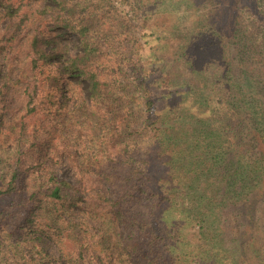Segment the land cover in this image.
I'll list each match as a JSON object with an SVG mask.
<instances>
[{"label": "trees", "instance_id": "16d2710c", "mask_svg": "<svg viewBox=\"0 0 264 264\" xmlns=\"http://www.w3.org/2000/svg\"><path fill=\"white\" fill-rule=\"evenodd\" d=\"M38 1L79 49L62 44L65 32L35 34L23 76H0V110L20 112L19 132L7 130L18 146L0 188V264H113L119 253L139 264H264V34L244 19L264 20V4L220 0L222 23L180 22L146 52L155 31L144 44L127 34L113 0ZM36 2L0 0V59ZM63 83L77 87L71 109ZM80 155L71 180L53 169Z\"/></svg>", "mask_w": 264, "mask_h": 264}, {"label": "rangeland", "instance_id": "374dc122", "mask_svg": "<svg viewBox=\"0 0 264 264\" xmlns=\"http://www.w3.org/2000/svg\"><path fill=\"white\" fill-rule=\"evenodd\" d=\"M257 2L261 6V8H263V5L261 4H264V0H257ZM46 4L48 3L45 1L43 2L37 0V2L33 3L31 7H28L26 12L28 16H25L24 20L22 21L20 32L17 33V38L10 41L8 48H6L7 50L3 53V56L0 59V76L8 72L9 68L14 79L23 76L22 66L25 65L24 55L25 53L29 52V43L31 42V39L35 34H43L44 32L53 35L57 34L58 32H65L66 36L68 35L70 37V40H67L66 37H60L62 44L67 46L71 50L73 49L76 51L79 49L77 45L78 34L76 32H70L67 28L56 26L54 22L48 19L47 14H43L42 10L44 5ZM113 4L120 10L117 12L118 17L127 16V18L131 19V24H133V26H130V31H126L127 34H135V37L139 39L142 44H144L145 40L147 39L145 34H149L150 32L155 31L153 40L145 45L146 52H148L149 50H159L161 43L155 39V36L170 31L172 27L176 26L180 22H197L200 18H203L204 21L207 20L209 23L215 24L214 22L216 20H219V23H222L225 16V13L222 15L223 4L220 0H205L202 2H197L196 0H132L131 2H125L124 0H113ZM110 11L111 10H109V14ZM254 18L257 19L255 20L256 23L254 25H251L250 27L249 25L247 26L254 31L253 34H255L256 32L257 34H264V32L262 31L264 29V20L260 19L259 16L254 12H244L245 23L250 22ZM5 24V19L1 20L0 29H3L5 27ZM144 24H146L145 28H143ZM131 39L134 38L132 37ZM124 43L128 47L133 43V41L127 38V40H124ZM163 50L165 51L167 49ZM112 56H114V59L115 57H118L116 54L114 55V52H112ZM117 63L119 64L116 66V68H119L118 70H120L122 74L121 79L125 81L126 76L124 73L127 68L125 65L126 63L124 62V60H118ZM1 80L2 79L0 78V81ZM76 89L77 87L71 84V86H69V88L66 90L64 85V91L66 90L67 93V101L65 102V107L67 109H71L75 105V102H73V97L75 96V94L71 93V91H74ZM69 91L72 95H70ZM81 91L84 95L87 94L86 82L81 86ZM56 100L59 102H64L65 98L59 95L58 97H54L52 99V102ZM58 105L59 104H52V114L56 116H58L59 111H64L63 107L58 111ZM8 106L6 111L5 107L0 110V114L4 112V128L1 129L3 131L0 132V188L5 187L6 180L2 178H6V175L9 173V169L11 166L10 161L18 146L15 137L8 135L7 130L9 131V134H11L14 125H18L16 120L19 117L20 112H14L13 109L11 107L8 108ZM81 119L83 120V118ZM19 126L20 125H18L16 129H14L16 133L20 130ZM37 127V131H40L41 125ZM81 159V155L71 157V159L61 157L56 162L52 161L54 163L53 169H55L56 173L60 177H65L71 180V178L74 176L75 162L77 161L79 163L82 161ZM2 202L3 206L6 207L7 210L12 209V204L9 197L4 198ZM81 215L82 214H80L79 216ZM117 234V239L119 243L122 244L125 238V233L118 229ZM58 249L59 246L54 243L50 250H52L57 256ZM106 255V260L109 262L112 258V255ZM114 257L115 262L113 264H139L135 256L131 258L128 254L119 253ZM58 262L61 263L62 261ZM185 264L200 263L197 257H192V259H190V261ZM250 264L260 263L254 261Z\"/></svg>", "mask_w": 264, "mask_h": 264}]
</instances>
